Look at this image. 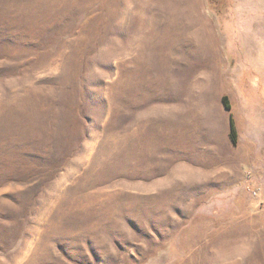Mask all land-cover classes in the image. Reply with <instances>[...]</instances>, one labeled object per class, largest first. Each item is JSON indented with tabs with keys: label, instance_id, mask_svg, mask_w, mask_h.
<instances>
[{
	"label": "rangeland",
	"instance_id": "obj_1",
	"mask_svg": "<svg viewBox=\"0 0 264 264\" xmlns=\"http://www.w3.org/2000/svg\"><path fill=\"white\" fill-rule=\"evenodd\" d=\"M0 264H264V0H0Z\"/></svg>",
	"mask_w": 264,
	"mask_h": 264
},
{
	"label": "trees",
	"instance_id": "obj_2",
	"mask_svg": "<svg viewBox=\"0 0 264 264\" xmlns=\"http://www.w3.org/2000/svg\"><path fill=\"white\" fill-rule=\"evenodd\" d=\"M223 102H224L225 106L228 108V105L226 103V98L223 100ZM231 132H232V135L234 136L235 135V129H234L233 125L231 127Z\"/></svg>",
	"mask_w": 264,
	"mask_h": 264
}]
</instances>
